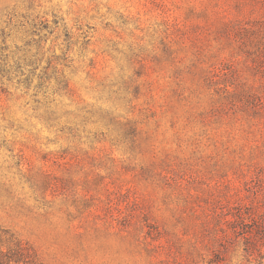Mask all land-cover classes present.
I'll return each mask as SVG.
<instances>
[{
	"label": "rangeland",
	"instance_id": "374dc122",
	"mask_svg": "<svg viewBox=\"0 0 264 264\" xmlns=\"http://www.w3.org/2000/svg\"><path fill=\"white\" fill-rule=\"evenodd\" d=\"M0 264H264V0H0Z\"/></svg>",
	"mask_w": 264,
	"mask_h": 264
}]
</instances>
